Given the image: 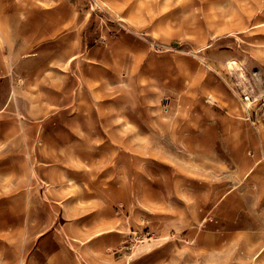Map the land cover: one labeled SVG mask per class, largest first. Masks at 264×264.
<instances>
[{
    "label": "rangeland",
    "instance_id": "1",
    "mask_svg": "<svg viewBox=\"0 0 264 264\" xmlns=\"http://www.w3.org/2000/svg\"><path fill=\"white\" fill-rule=\"evenodd\" d=\"M23 1L29 2L32 15L30 52L35 55L24 63H14V82L20 90L13 100L14 108L0 110V172H5L8 165L16 168V183L21 184L17 171L31 170L39 165L38 161L45 163L42 167L47 173L68 170L71 178L70 171L77 175L75 166L81 165L88 170L81 173L84 181L132 186L137 192L142 188L143 197L149 200L159 195L164 204L156 207L116 203L108 208L80 199L65 205L73 193L72 180H64L56 190V175L52 173L45 189L50 197L59 194L65 201L46 200L42 212L47 216L80 212L84 219L93 213L100 217L108 213L112 217L124 213L131 217L159 214L160 219L169 220H155L153 227L143 229H188L190 264H214L219 227L216 220L221 215L230 218L231 208L236 218H247L244 206L216 208L214 203L221 192L216 187L237 180V175L232 178L231 166L245 173L253 165L254 155L264 154V0H14L13 5L12 0H0V20L7 10L22 7ZM40 10L52 12H47L44 19ZM64 17L67 19L62 26ZM72 45L82 57L87 54L104 59L103 63L74 62L73 69L100 65L112 71L120 65L124 84L110 93V98L126 104L127 111L138 108L143 122V137H108L109 141L97 143L98 147L104 146V152L95 156L88 153L82 157L84 162H79L71 149L70 155L56 156L55 151L67 145L70 137L55 129L51 121L54 111L38 105L40 71L55 70L54 55L68 53ZM114 57L121 61H113ZM236 63L248 76L249 94L242 92L236 82L232 70ZM7 79L0 78L1 102ZM24 84L29 108L23 106ZM66 86L71 87L72 82H66ZM52 91L47 89L48 99L54 98ZM39 120L46 137L43 142ZM76 128L83 133L88 129ZM13 138L7 145V140ZM183 187L189 188L185 195L190 197V204L182 203ZM16 192L19 195L22 191ZM113 197L119 200L124 193L114 189ZM24 209L22 200L8 204L0 199V220L18 218ZM201 218L204 220L200 224ZM74 224L89 233L104 230L102 222L89 218ZM116 224L112 222L111 228L116 229ZM126 226L137 228L134 220ZM46 229L52 231L54 223L47 221ZM146 240L154 242L136 252L135 243L145 244ZM179 241L121 239L110 232L72 243L83 250L79 264H182ZM236 251V262L249 260V252L240 248Z\"/></svg>",
    "mask_w": 264,
    "mask_h": 264
},
{
    "label": "crops",
    "instance_id": "2",
    "mask_svg": "<svg viewBox=\"0 0 264 264\" xmlns=\"http://www.w3.org/2000/svg\"><path fill=\"white\" fill-rule=\"evenodd\" d=\"M13 4L14 0H12ZM47 12L51 13L52 11L40 10L39 13L45 19ZM2 16L3 18L0 20V78H8V85L5 98L2 102L0 101V110L14 108L13 100L15 96L19 97L18 90L20 89L18 87L20 85L16 86L14 82V63H24L29 57L35 55V53L30 52L32 15L29 10V2L23 1L22 7L19 6L17 11L14 9L7 10ZM66 19L63 18L62 26ZM20 30L23 32L20 33ZM36 35L39 36V33ZM59 42L62 43L63 39ZM82 56V53L76 54L73 45L68 53H64V51L56 53L52 60L55 64V70L40 71L38 87L39 108L53 110L54 118L51 121H53L55 129L62 130V133H66V136L70 137L67 145H60L61 149L55 151L56 156L59 157L58 155L63 153L66 154L65 156L70 155L69 150L71 149L74 153L73 156L79 158V162H84L82 157L88 153L95 156L96 153L104 152V146L98 147L97 143L109 141L108 137H143L142 116L137 114L138 108H131L127 111L126 104L121 103L119 99L110 98V93L117 92L116 90L124 84V80L120 76V65L114 66L116 70L112 71L100 65H91L88 70L86 68L73 69L74 62L80 61L84 64L85 62H104V59L90 58L87 54L85 57ZM117 58L114 57L113 61L120 62L121 59ZM66 82H72V86H66ZM48 88L53 90L52 92L55 94L52 99L47 98L46 91ZM21 91L23 93V106L29 108V105L26 106L30 100L25 84ZM66 95L70 96L64 98L63 96ZM78 126H86L88 129L83 133L82 129L79 131L76 128ZM39 137L42 142L46 138L43 136L41 120H39ZM23 138L28 141L26 137ZM10 140L13 141L14 138L8 139L7 145L10 144ZM27 150L30 152V146ZM254 158L253 165L248 167L245 173H239L237 168L231 166L232 178L233 174L237 175V180L221 184L220 188L216 187L218 191H221L214 203L216 208L232 207L236 204L244 206L247 218L246 220L240 217L236 218L235 210L231 208L230 218L228 216L224 219L221 215L216 220L219 227L216 235L214 264H264V160H262L264 154L254 155ZM37 164L39 165H33L31 170L30 168H23L22 171H17L18 176L21 175L22 177L21 184L16 183V168L8 165L5 172H0V199H4L8 204L22 200L25 208L23 215L18 218L9 216L6 221L0 220V264H79L78 258L83 256V250L80 251V248L75 247L72 242L79 241L80 238L104 237L110 232H114L121 239L132 237L181 239L182 241L179 242L182 243H179V247L183 250L182 264H190L189 239L191 233L188 229H143V226L153 227L155 220H162L161 222L169 220L167 217L160 219L159 214L151 217L145 214L131 217L124 213L112 217L108 213L107 216L100 217L93 213L84 219V215L80 212L74 215L62 213L50 214L49 216L42 212L46 207V200H52L55 203L65 201L62 196L58 197L59 194L50 197V193L48 194L45 189L52 173L56 175V190L59 189L57 185L62 183L61 187L63 186L64 180H72L73 193L70 195L69 202L64 203L65 205H72L80 199L86 204L108 206V208L116 203L125 207L131 203L156 207L164 204L161 203L159 195L149 200L147 197H143L142 188L141 192H137V189L132 186L120 184L116 187L115 184L111 183L95 184L84 181L81 178V173H88V170L83 169L81 165L75 166L78 171L77 175L70 171L73 176L71 178L68 170L62 171L61 174L55 171L47 173L46 169L42 167L45 163L38 161ZM4 179H6L5 182ZM114 189L123 192L124 197L119 200L112 198V190ZM188 189L183 187L180 190L182 203L190 204V197L188 194L185 195V190ZM16 191L22 192L18 195ZM88 218L89 221L102 222L104 230L89 233L80 229V225L74 224L84 220L88 221ZM133 220L137 228L134 230L127 229V223ZM203 220L201 218L199 223L201 224ZM47 221L54 223L52 231H47ZM112 222L119 223L113 226L116 229L111 228ZM153 242L152 240H146L145 244L144 241L137 242L133 248L138 252L141 250L140 248H144L145 245L151 246ZM238 248L251 254L248 261L236 262V250ZM227 255L230 257L224 258ZM159 264L173 263L164 261Z\"/></svg>",
    "mask_w": 264,
    "mask_h": 264
},
{
    "label": "bare ground",
    "instance_id": "3",
    "mask_svg": "<svg viewBox=\"0 0 264 264\" xmlns=\"http://www.w3.org/2000/svg\"><path fill=\"white\" fill-rule=\"evenodd\" d=\"M232 70H233V73L235 74L237 80L236 82H238L240 84V87H241V90L242 92H245V94H249V86H248V76L245 74L244 72V68L241 64H232ZM248 103H250V99L249 101L246 102V105L245 107L248 106Z\"/></svg>",
    "mask_w": 264,
    "mask_h": 264
}]
</instances>
